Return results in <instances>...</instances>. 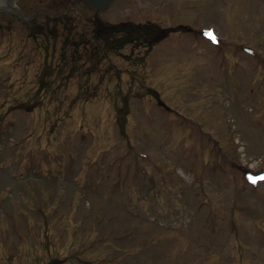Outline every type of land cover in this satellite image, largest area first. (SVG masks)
<instances>
[{
  "label": "rangeland",
  "instance_id": "rangeland-1",
  "mask_svg": "<svg viewBox=\"0 0 264 264\" xmlns=\"http://www.w3.org/2000/svg\"><path fill=\"white\" fill-rule=\"evenodd\" d=\"M53 1L17 6L66 11ZM75 6L41 28L0 13V264H264V181L245 175L264 167V0H122L98 15L214 26L218 47L106 33L96 50L95 14Z\"/></svg>",
  "mask_w": 264,
  "mask_h": 264
},
{
  "label": "water",
  "instance_id": "water-1",
  "mask_svg": "<svg viewBox=\"0 0 264 264\" xmlns=\"http://www.w3.org/2000/svg\"><path fill=\"white\" fill-rule=\"evenodd\" d=\"M20 0H17V3L19 2ZM90 6H92L93 8L97 9V10H100V9H103L107 3L110 1V0H85ZM16 3V4H17ZM14 6L13 3L9 2L8 0H0V8H4V9H9V10H3V9H0V13H4V14H10L11 13H14V12H10V9H12V7ZM13 10V9H12ZM12 16V15H11ZM14 19L15 17L12 16ZM16 20V19H15Z\"/></svg>",
  "mask_w": 264,
  "mask_h": 264
},
{
  "label": "snow or ice",
  "instance_id": "snow-or-ice-1",
  "mask_svg": "<svg viewBox=\"0 0 264 264\" xmlns=\"http://www.w3.org/2000/svg\"><path fill=\"white\" fill-rule=\"evenodd\" d=\"M210 37H211L212 39H215V37H214V36H211V34H210Z\"/></svg>",
  "mask_w": 264,
  "mask_h": 264
},
{
  "label": "bare ground",
  "instance_id": "bare-ground-1",
  "mask_svg": "<svg viewBox=\"0 0 264 264\" xmlns=\"http://www.w3.org/2000/svg\"><path fill=\"white\" fill-rule=\"evenodd\" d=\"M12 9H13V10L15 9V5L12 7Z\"/></svg>",
  "mask_w": 264,
  "mask_h": 264
}]
</instances>
